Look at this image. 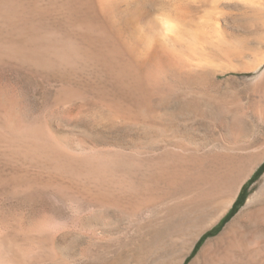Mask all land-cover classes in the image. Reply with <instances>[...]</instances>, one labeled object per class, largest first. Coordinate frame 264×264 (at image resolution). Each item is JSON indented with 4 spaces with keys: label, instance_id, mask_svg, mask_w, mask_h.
Here are the masks:
<instances>
[{
    "label": "rangeland",
    "instance_id": "obj_1",
    "mask_svg": "<svg viewBox=\"0 0 264 264\" xmlns=\"http://www.w3.org/2000/svg\"><path fill=\"white\" fill-rule=\"evenodd\" d=\"M101 1L0 0V264H264V0ZM18 46L41 61L17 63ZM160 48L176 67L148 60ZM40 128L75 154L191 158L141 213L75 186L11 194L8 175L54 172L22 156ZM251 199L253 229L223 236Z\"/></svg>",
    "mask_w": 264,
    "mask_h": 264
},
{
    "label": "bare ground",
    "instance_id": "obj_2",
    "mask_svg": "<svg viewBox=\"0 0 264 264\" xmlns=\"http://www.w3.org/2000/svg\"><path fill=\"white\" fill-rule=\"evenodd\" d=\"M101 2L106 6L107 3L113 4L115 1L110 2L109 0H102ZM112 4L107 5L109 7H113ZM106 8L107 7L104 9ZM135 16L136 15H134V17ZM162 46L164 45L162 44ZM165 48L157 49L154 52V55L151 53L150 58L148 57V60L151 59V56H153L155 59L159 60V62L155 60L158 62L156 65L160 63L164 67H170L172 65L175 66L177 58L179 57L176 55L178 53L174 54V51H170L167 50L168 48ZM37 54L38 52L35 55L26 47L18 46L12 50L11 55L13 57H10L16 60L19 64H24L23 62L31 57L40 62L41 59L37 56ZM158 57L160 58L158 59ZM51 80L57 81L63 80V78L53 77ZM32 131L33 128L31 129V132ZM24 146L26 147V151L22 156H24L26 159H30L28 156H33L37 159H41L45 166H50L49 164L52 162L54 166L52 164L51 166L55 169L54 172L48 176H44L42 174H39L35 177H32L30 174H24L19 177H15L12 174H10V176L8 175L7 182L12 188L11 194L16 195L17 191L23 188H36L37 191L42 192L45 190H58L59 185L70 188L75 186L78 190H86L93 194L95 202L100 203L101 200H108L109 202H112L116 205H132L137 207L135 211H139V213L143 212L144 209H148L149 207L153 206V202L150 204L151 196H144L142 195L143 192L147 190L153 183L174 181L178 171L179 173H183V169L188 168L191 158L190 155L169 150L162 152L155 158L124 155L121 151H113L109 149H98L84 154H75L63 149L57 140H55L53 136L44 128L36 129L32 139L29 141V145L26 144ZM113 158L114 160L112 161ZM263 158L264 155L258 157L255 163H253V168ZM80 164L86 166V170L88 171L86 177L89 183H94V186L87 184L83 187H77L73 179L66 174H69V170H76L78 168L77 166ZM8 168H12V171H15L21 167H13L8 165ZM251 170L253 169L251 168L250 170L244 171L241 175H238L237 178H227L228 183L227 186H225L226 190L230 191L234 185L237 187L244 179L248 177ZM136 171L140 173L139 176L134 174ZM107 172L110 173V176H108L109 174H106ZM263 190L264 185L262 186L260 193ZM36 198L37 197L35 194L26 195L19 201V204H30L34 202ZM260 204L258 205V203L252 201V199L248 201L246 206L226 227L222 235L224 236L232 230L235 221L242 219L241 231L250 232L256 222V215L261 212L260 210L262 209L263 204ZM211 243L213 246L212 241L208 242L209 245ZM215 243L217 242L215 241ZM206 250L208 251L207 247Z\"/></svg>",
    "mask_w": 264,
    "mask_h": 264
},
{
    "label": "trees",
    "instance_id": "obj_3",
    "mask_svg": "<svg viewBox=\"0 0 264 264\" xmlns=\"http://www.w3.org/2000/svg\"><path fill=\"white\" fill-rule=\"evenodd\" d=\"M238 202V201H237ZM237 202H236V204L234 205V207L232 208V210L230 211V213L229 214H231L232 212H233V210L235 209V207H236V205H237ZM228 214V215H229Z\"/></svg>",
    "mask_w": 264,
    "mask_h": 264
}]
</instances>
